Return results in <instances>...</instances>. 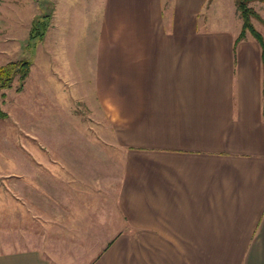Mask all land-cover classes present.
Masks as SVG:
<instances>
[{
	"label": "crops",
	"instance_id": "obj_1",
	"mask_svg": "<svg viewBox=\"0 0 264 264\" xmlns=\"http://www.w3.org/2000/svg\"><path fill=\"white\" fill-rule=\"evenodd\" d=\"M92 2L87 44L65 65L86 72L62 83L96 103L109 144L16 162L29 184L43 171L61 205L36 207L43 244L1 251L0 264H264L261 49L248 32L234 45L233 0L227 14L217 0ZM251 7L264 22V0Z\"/></svg>",
	"mask_w": 264,
	"mask_h": 264
},
{
	"label": "rangeland",
	"instance_id": "obj_2",
	"mask_svg": "<svg viewBox=\"0 0 264 264\" xmlns=\"http://www.w3.org/2000/svg\"><path fill=\"white\" fill-rule=\"evenodd\" d=\"M92 1L0 0V64L20 58L31 62L19 91L16 79L9 88L0 91L4 93L0 97V108L6 113V117L0 119V252L43 244L46 220L44 215L37 216L36 207L44 201L61 205L60 199L46 192L43 171L40 175L34 172L33 184H29L19 176L22 169L28 173L29 167L24 164L20 167L16 162L75 159L78 156L72 142L92 143L97 137L101 143L109 144L108 134L102 133L107 124L100 117L96 103L83 102L76 88L62 83L67 75L86 72L78 62L76 70H66L65 65L70 64L68 50L76 52L87 44L94 14L86 4L92 6ZM164 1L166 5L169 3V0ZM217 1L216 8L227 14L229 0ZM44 13L51 15L46 32L32 50L27 49L30 21ZM252 24L256 31L261 27L255 21ZM69 56L74 58V55ZM88 96L91 99L92 93ZM98 126L102 132L96 135L93 127ZM82 127L83 131H79ZM78 131L82 133L78 135ZM49 144L58 147L50 151L47 150ZM101 159L104 163L107 156ZM45 194L52 200L46 199ZM48 233L50 239L67 246L76 243L71 231L50 230Z\"/></svg>",
	"mask_w": 264,
	"mask_h": 264
},
{
	"label": "trees",
	"instance_id": "obj_3",
	"mask_svg": "<svg viewBox=\"0 0 264 264\" xmlns=\"http://www.w3.org/2000/svg\"><path fill=\"white\" fill-rule=\"evenodd\" d=\"M210 1V0H208ZM256 0H233V6L235 13L240 20V31L234 39V45L239 40L244 38L245 32H248L259 44L261 49V70L262 81L264 82V45L261 35L253 27L252 22L264 26V22L260 19L259 15L249 6V4ZM51 15L44 13L41 16H36L30 21L28 36L26 40V48L33 49L34 45L40 41L49 25ZM31 62L26 58L7 60L0 64V91L5 90L11 86L14 79L19 82L17 91L20 90L23 80L27 77ZM4 96L3 92H0V97ZM6 117V113L0 108V119Z\"/></svg>",
	"mask_w": 264,
	"mask_h": 264
}]
</instances>
